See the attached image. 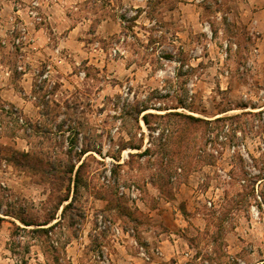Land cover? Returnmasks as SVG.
Masks as SVG:
<instances>
[{
  "label": "rangeland",
  "instance_id": "rangeland-1",
  "mask_svg": "<svg viewBox=\"0 0 264 264\" xmlns=\"http://www.w3.org/2000/svg\"><path fill=\"white\" fill-rule=\"evenodd\" d=\"M30 1L0 0L11 69L0 80L15 101L0 98V264H103L105 254L130 264L126 250L148 264L155 255L140 257L131 236L151 251L145 237L161 234L181 236L200 264H264V219L250 212L258 180L264 195V40L244 0H61L52 14L61 32L77 26L78 55L55 54L49 97L38 75L50 60L21 61L13 40L21 23L36 26ZM233 143L246 145L254 173ZM13 151L29 157L16 165ZM166 251L161 262L175 264L169 242Z\"/></svg>",
  "mask_w": 264,
  "mask_h": 264
},
{
  "label": "crops",
  "instance_id": "crops-1",
  "mask_svg": "<svg viewBox=\"0 0 264 264\" xmlns=\"http://www.w3.org/2000/svg\"><path fill=\"white\" fill-rule=\"evenodd\" d=\"M49 2L51 3V6L49 7L50 11L46 13V10L44 9L45 7L43 6L42 22L37 24L33 29H31V27H28V30L26 32V42L20 47V58L21 61H24L25 63L29 62L33 64L35 60L34 57L42 56L41 58L50 60L48 65H51V67H55L57 63L61 62L55 60V54L57 55V53H60L61 50H67L69 56L78 55L77 53H75V49L72 47V41L74 39V33L77 30V26L69 25L64 32H61L59 24L56 22L54 14H52V9L56 8V6L61 3V0H50ZM244 3L246 5V11L250 13V19L248 20V29H250L251 32L256 35L258 40L263 41L264 19H262L260 16L264 12V0H244ZM14 10L17 13L19 11L21 12V10H18V7L17 10L15 8ZM46 15L48 17H46ZM6 32L4 34L2 33V31L0 32V34H2V39L4 38V36L8 35ZM80 42L83 41L80 40ZM258 51H260V49L254 47V52ZM50 54H53V56L50 57ZM10 73L11 69L8 66H5V63L0 60V79L3 75L9 76ZM28 74V71H25L22 75L25 78ZM23 77L22 79L24 81ZM7 89L8 86L6 85V83H2V80H0V98L4 101L14 104V98L11 99L10 96H7ZM180 239L183 238L179 235L178 238L171 239V237L167 234H161L160 237H157L155 239L157 243H154V239L152 237H145V240H147V242L152 246L151 250L156 251L158 249L160 251L159 254H154V260H152L148 264H165L161 262V260H163L164 262H167L169 260V255L166 256L167 242H169L172 246L174 254L175 256H177V260L183 258L182 251H180V248L178 246V242H180ZM121 257L123 259L124 255ZM125 257H129L130 259H132L129 262L130 264L136 263V257L128 250H126Z\"/></svg>",
  "mask_w": 264,
  "mask_h": 264
},
{
  "label": "built area",
  "instance_id": "built-area-1",
  "mask_svg": "<svg viewBox=\"0 0 264 264\" xmlns=\"http://www.w3.org/2000/svg\"><path fill=\"white\" fill-rule=\"evenodd\" d=\"M44 1L46 0H31L25 7L27 8V13L30 17H32L37 23H41L42 22V17H43V12H42V8H43V4ZM196 2H203L204 0H195ZM43 2V3H42ZM18 10L22 11V8L19 7ZM20 12V11H19ZM208 27H206L205 30H207ZM21 33H19V35H15L13 40H14V45H19L20 47L26 42V32L28 30V27H26V25H21ZM209 33H211L210 30H208ZM13 32V31H12ZM3 43L7 44V40L6 38L2 39ZM229 46V43L227 41L224 42V47L227 48ZM19 69L21 70H25L24 65H19L18 66ZM51 65H47V69H45L44 71H42V73H40L38 75L39 79L38 82L40 84L45 83V88H47V97H49L51 95L50 91L53 89L54 86V81L51 79ZM81 76L84 75V72L80 73ZM3 107L5 109H9L10 105L8 103L4 104ZM264 118V117H263ZM21 121H23V118H20ZM240 134V132H239ZM264 136V135H263ZM227 136L226 135H221L220 136V140H226ZM209 150L214 154V155H218L219 154V149L215 146H212V144H209ZM229 150L232 152H238L240 153V155L244 158V160L248 163L247 169L251 172L254 173L255 171H253L255 169V167L252 165L253 163V159L250 155V153L247 151L246 149V145L244 143L241 144H231L229 147ZM262 153L264 156V143H262ZM107 174L110 176L111 174V170L109 169L107 171ZM260 180H258L259 183ZM258 183H256V188H255V199L254 202L251 204L250 206V212H251V216L255 219H264V195L263 193L259 190L258 187ZM119 193L122 196L127 197L130 200H138L140 199L141 196V191L140 189L132 184V185H124V184H120L119 185ZM208 205H212V201L208 202ZM115 232L119 233L120 235L122 233L126 234L127 236H131L129 231H124L122 228H115ZM132 237V243L134 244V246L136 247L138 254L140 257H142L145 260H151L152 256L155 253H160V251L157 249L155 250H151L148 251L147 247L145 244L141 243L138 239H136L135 237ZM183 258L180 260H177L175 264H200V261L202 260L201 256H197L195 253H191L190 251H184L182 252ZM103 264H110V260L107 257V255H104V259L101 261ZM203 264H210L208 259H204L203 260Z\"/></svg>",
  "mask_w": 264,
  "mask_h": 264
},
{
  "label": "trees",
  "instance_id": "trees-1",
  "mask_svg": "<svg viewBox=\"0 0 264 264\" xmlns=\"http://www.w3.org/2000/svg\"><path fill=\"white\" fill-rule=\"evenodd\" d=\"M148 114H145V115H143V118H144V121L147 123L148 122ZM189 118H192L193 120H199V119H196V118H194V117H189ZM203 121V120H202ZM182 133L183 134H185L184 133V130L182 131ZM29 157V155H28V153H23V152H20V151H13V153H12V158H11V161L12 162H14V164H16V165H21V162H23L24 161V159H26V158H28ZM74 165H73V167H71V170H73L74 169ZM81 168H82V163L79 165V167H78V169H77V174L76 175H79V172H80V170H81ZM77 182H78V179H76V182H75V189H74V191L76 192V190H77ZM69 197H65L63 200H66V199H68ZM62 200V201H63ZM65 209H66V207H65ZM21 219V221L26 225V226H30V225H35V226H42L44 223H38V222H36V221H34V220H32V219H27V218H25V217H21L20 218ZM4 219L2 218V217H0V227H1V222L3 221ZM49 221H47V223H48ZM54 226V224L53 225H50L49 227H47V228H42V227H36V228H34V229H32L33 231H35V232H38V233H47L49 230H51V228ZM23 264H26V261H24V263Z\"/></svg>",
  "mask_w": 264,
  "mask_h": 264
}]
</instances>
